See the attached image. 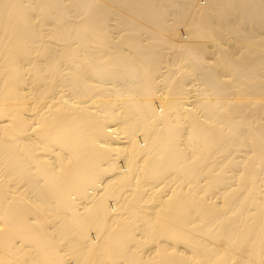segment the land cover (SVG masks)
<instances>
[{"label": "bare ground", "instance_id": "obj_1", "mask_svg": "<svg viewBox=\"0 0 264 264\" xmlns=\"http://www.w3.org/2000/svg\"><path fill=\"white\" fill-rule=\"evenodd\" d=\"M67 254L264 264V0H0V264Z\"/></svg>", "mask_w": 264, "mask_h": 264}, {"label": "rangeland", "instance_id": "obj_2", "mask_svg": "<svg viewBox=\"0 0 264 264\" xmlns=\"http://www.w3.org/2000/svg\"><path fill=\"white\" fill-rule=\"evenodd\" d=\"M183 31H184L183 29H180L179 33H180L181 36H183V38H185V31H184V32H183ZM167 46H168V45H166L163 49H161V50H163L162 52L165 53V52L168 50L170 53H172V51H170L171 49L169 50V48H168ZM166 47H167L168 49H167ZM165 48H166V49H165ZM164 50H165V51H164ZM168 51L165 53V55L168 54ZM162 92H163V91H162ZM160 93H161V92H160ZM160 93H159V94H160ZM189 96H194V93H191ZM190 99H191V100H190ZM189 100H190V101H194L195 99L190 97ZM1 251H2V250H1ZM1 253H2V252H1ZM6 256H7V255H6ZM66 258H67V259H66ZM65 259H66V260H65ZM67 260H68V261H67ZM72 260H73V259H72V257H70V255H68V254L65 255V257H64V261H65L66 263H68V264H73V263H72V262H73Z\"/></svg>", "mask_w": 264, "mask_h": 264}]
</instances>
